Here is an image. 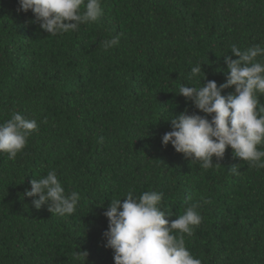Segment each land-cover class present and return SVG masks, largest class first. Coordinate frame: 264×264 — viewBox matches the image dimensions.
<instances>
[{"label": "trees", "instance_id": "trees-1", "mask_svg": "<svg viewBox=\"0 0 264 264\" xmlns=\"http://www.w3.org/2000/svg\"><path fill=\"white\" fill-rule=\"evenodd\" d=\"M0 264H264V0H0Z\"/></svg>", "mask_w": 264, "mask_h": 264}]
</instances>
